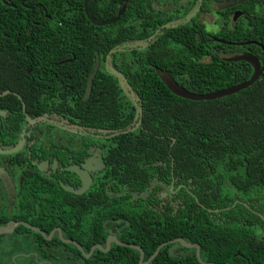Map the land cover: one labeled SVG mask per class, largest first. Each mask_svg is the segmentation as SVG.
<instances>
[{"label": "trees", "instance_id": "16d2710c", "mask_svg": "<svg viewBox=\"0 0 264 264\" xmlns=\"http://www.w3.org/2000/svg\"><path fill=\"white\" fill-rule=\"evenodd\" d=\"M155 1L90 0L88 13L97 22L125 8L115 24L95 27L84 14V0H0V93L9 92L0 97V122H7L0 146L12 148L15 132L26 124L22 103L31 120L51 115L92 135L133 128L136 110L103 66L109 61L141 102V126L98 142L105 169L95 184L102 186L97 192L106 205L99 210V224L58 227L69 237L78 233L74 239L85 253L104 243L109 227L118 226L124 242L143 250L144 261L161 244L181 238L199 246L204 263L264 264V71L250 88L210 102L172 95L155 72L161 70L198 95L248 81V64L221 58L249 53L264 64V0L236 7L242 16L235 24L229 20L232 9L217 11L221 24L216 32L207 31L197 18L191 25L158 31L166 21L155 13ZM211 1L205 11H211ZM117 48L125 51L107 59ZM97 58L99 69L86 92ZM38 122L35 129L42 125ZM37 135L55 134H32ZM172 178L177 181L173 191L184 185L174 195ZM104 220L111 222L103 225ZM38 241L42 244L35 247L47 248L49 242ZM167 251L162 248L150 264H199L193 250L180 248L183 257ZM71 259L77 264H139L138 252L115 245L108 253Z\"/></svg>", "mask_w": 264, "mask_h": 264}, {"label": "flooded vegetation", "instance_id": "af4514ba", "mask_svg": "<svg viewBox=\"0 0 264 264\" xmlns=\"http://www.w3.org/2000/svg\"><path fill=\"white\" fill-rule=\"evenodd\" d=\"M208 1L156 0V3L152 4L155 13L159 14L160 20L166 21L157 30L163 29L166 25H174L175 28L191 25L195 18L202 24L210 16H216L221 20V17L216 12L222 11L218 7L221 5L226 6V0L211 1L210 12L204 10L205 3ZM236 7L231 8L229 19L231 24H235L232 23V17L236 12H239L235 9ZM154 37L151 36L147 43L152 41ZM224 58L222 56L221 59ZM103 66L108 70L110 67L109 61H105ZM41 117H44L46 121L40 122L44 126L41 125L39 129H35L39 122L31 125L26 121L21 130L15 132L17 138L12 148L22 143L20 151L11 155L0 154V170L3 172V174H0V264H31L32 260L39 262V264H60L58 261L60 259H63L67 264H77L76 261L73 263L71 257L77 254L84 257V254H89L95 246H101L106 249V242L109 238L116 239L123 245H130L123 240V230L118 226H111L106 231L104 243L94 244L90 251L85 253L82 244L76 240L79 237L78 233H73L71 235L72 238L63 232L62 228L58 227V225L67 224L74 226L85 223L99 224V221H101L99 210H103L106 205L104 201L100 200V197L104 195L97 192L102 186L96 185L95 182L104 171L105 163L101 154L102 148L99 147L98 142L108 138L92 135L91 132L89 133L91 135H85L86 137L62 136L58 132L49 131L50 128L60 129L65 133L72 134L62 127L74 126V124L51 115ZM3 124L6 125L7 122H0V133L2 132ZM41 131L55 135L32 136L34 132L39 134ZM12 148H1L0 146V151ZM83 150L86 156L82 159ZM85 182L87 185H85ZM176 183L177 181L172 178L170 192L173 195L178 189L184 187V185L180 184L177 190L173 191ZM107 194L111 197L114 196L113 193ZM166 199V196H162L160 201L164 202ZM98 202L100 205H96ZM152 205H155V203H152ZM173 206L177 208V204H173ZM159 210L162 211L160 208ZM156 220L161 221L162 218H156ZM110 222V220H104L102 223L107 225ZM114 224L117 225L118 222L115 221ZM21 227L27 231H22ZM158 227H160V224ZM71 228L74 229V227ZM33 229H37L39 232ZM47 230L48 232L46 233L45 231ZM39 237L49 242L45 245L46 249L35 247L38 246V243L42 244L38 241ZM175 240L161 244V249L168 247L167 252L171 257L186 256V252H179V249L184 247L179 243H174ZM58 241L64 247L59 248L61 245ZM68 242H75L82 248V251L74 244ZM112 245L118 246L111 243L110 248ZM109 250L102 252L99 249H95L92 255L96 251L108 253ZM187 250H193L194 255L196 254L195 249ZM141 251L144 255L142 249ZM138 254L140 256V252ZM39 255H44L48 259L38 261ZM143 262L146 261L143 259Z\"/></svg>", "mask_w": 264, "mask_h": 264}, {"label": "water", "instance_id": "95a60500", "mask_svg": "<svg viewBox=\"0 0 264 264\" xmlns=\"http://www.w3.org/2000/svg\"><path fill=\"white\" fill-rule=\"evenodd\" d=\"M89 1L90 0H84L83 10H84V14H85L86 18L88 19V21L91 23V25H93L95 27H105V26H110V25L115 24L116 22H118L120 20V18L122 17V15L124 14V11H125V8H122L114 18L107 20L105 22H97L88 13ZM248 1L249 0H231V1L227 2L226 6L221 7L220 10H227V9H231L233 7H236V6H241ZM241 16H242L241 12H236L232 17V23H236L237 19H239ZM174 27H175L174 25H166L163 28L168 29V28H174ZM157 34H158V31L155 35H157ZM220 43L225 44L222 42H220ZM225 45L235 46V47H244V46L249 45V43L225 44ZM260 48L262 49V52L264 53V48H262V47H260ZM121 51H125V49L124 48H117V49L112 50L108 54L107 59H109L110 56L113 55L114 53L121 52ZM223 61L227 62V63L244 62V63L248 64L252 68V75H251L250 79L246 82H243L241 84H238L236 86H233V87L225 89V90L213 92V93L206 94V95H198V94H193V93L185 90L183 87L178 85L169 75L162 72L161 70L155 69V72H156L157 76L159 77L160 81L164 84L166 89L172 95H174L178 98L184 99V100L192 101V102H210V101L219 100V99H222L225 97L233 96V95H235L241 91H244V90L250 88L252 85H254L259 80L260 76L262 75V73L264 71V64L261 65L260 61L256 57L252 56L249 53H242L240 55L232 56L230 58H225V59H223ZM98 69H99V58H97L94 70L88 79L86 92H88L90 90V88L92 86L93 79L96 76ZM107 71L109 72V74H111L117 78L119 86L121 87V89L123 90L125 95L127 96L129 102L134 106V108L136 110V118H137L136 125L133 128H129V129H126L123 131H113V132L109 133V136H105L106 138H112V137L118 136L120 134L130 133V132L136 130V128H139L141 126L142 105H141L139 98L136 96V94L134 93V91L132 90V88L130 87L128 82L126 81V79L118 71H116L112 68H108ZM7 93L8 92H5L3 94L0 93V96H3L4 94H7ZM22 107H23V112L26 116V121L29 124H35L38 121H40V122L46 121V119L44 117H39V118L34 119V120L29 119V117L25 113V105L23 103H22ZM55 125H57V124H55ZM57 126H59V125H57ZM59 127H62V126H59ZM62 128L67 129L68 131L75 133V134L86 135V136L91 135V134H89L90 131L88 129L82 128L79 126H75V125L69 126V127H62ZM98 133L105 135L107 132L106 131H98ZM97 136L103 137V135H97ZM21 146H22V143H19L15 148L0 151V154L11 155V154L17 153L18 151H20ZM77 173L81 174L79 172H77ZM0 174H3L2 170H0ZM85 185H87L86 182H85ZM24 226L27 228H30L27 225H24ZM33 230L38 231L37 229H33ZM41 234L44 236L43 233H41ZM68 243L74 244L80 251H82V248L78 244H76L75 242H68ZM111 243H114L118 246L129 248V249L136 250V251L140 252L139 264H149L152 260H154L156 258L159 250L162 247V246H160L159 248H157V250L154 252V254L148 259V261L143 262L144 255H143L140 248H138L136 246H132V245H123V244L119 243L116 239L109 238L106 242V249H103L101 246H95L91 249L89 254H87V255L84 254V257L88 259L92 255V253L94 252L95 249H99L102 252H107L110 248ZM174 243H179L182 247L187 248V249H195L196 250L195 255H196L197 262L199 264H207V263L202 262V260L200 258L199 246L186 243L182 239H176L174 241ZM172 249H171V252H172ZM208 264H211V263H208Z\"/></svg>", "mask_w": 264, "mask_h": 264}, {"label": "rangeland", "instance_id": "374dc122", "mask_svg": "<svg viewBox=\"0 0 264 264\" xmlns=\"http://www.w3.org/2000/svg\"><path fill=\"white\" fill-rule=\"evenodd\" d=\"M228 1H231V0H226L225 2H228ZM223 6L224 5H221L218 8L220 9ZM237 21H238V19H237ZM220 23H221V20L218 19L216 16H210L208 19L205 20L204 25L206 26L207 31H209V32H216L217 29L220 26Z\"/></svg>", "mask_w": 264, "mask_h": 264}]
</instances>
